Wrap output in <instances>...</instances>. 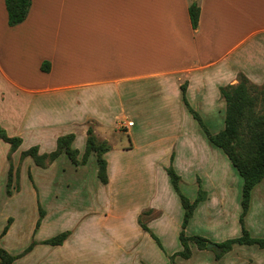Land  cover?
<instances>
[{"label": "crops", "instance_id": "0c3cea01", "mask_svg": "<svg viewBox=\"0 0 264 264\" xmlns=\"http://www.w3.org/2000/svg\"><path fill=\"white\" fill-rule=\"evenodd\" d=\"M194 2L201 9L196 30L189 15ZM44 62L50 63L48 73L41 69ZM240 74L256 84L264 82V0H32L27 19L14 27L8 23L5 0H0V124L22 139L14 155L26 137L40 154L53 152L58 138L67 134H75V145L78 133L87 140L88 123L94 122L95 134L111 146L105 155L108 184L97 178L111 194L123 182L146 179L129 177L131 166L123 155L137 152V166L158 169L162 153L174 151L177 161L180 144L196 151L198 138L181 129L191 114L183 85L191 108L211 121L213 129L208 130L218 134L227 111L220 88L236 85ZM131 114L143 120L141 129L134 131ZM163 115L174 121V134L168 137L172 131L163 129L154 139L145 121L163 120ZM112 120L116 122L109 126ZM129 122L133 125L120 129ZM123 132L128 144L109 140ZM199 132L206 138L201 136V143L223 152ZM71 237L60 246L36 239L33 249L13 264L85 261L88 242L78 247ZM33 242L10 254L22 255ZM236 256L227 264H264V253L250 262ZM138 259L139 264L150 263Z\"/></svg>", "mask_w": 264, "mask_h": 264}, {"label": "rangeland", "instance_id": "374dc122", "mask_svg": "<svg viewBox=\"0 0 264 264\" xmlns=\"http://www.w3.org/2000/svg\"><path fill=\"white\" fill-rule=\"evenodd\" d=\"M251 83L264 86V82ZM163 118L145 121V128L149 132L153 131L150 133L154 139L156 132L173 130L174 121L165 115ZM130 119L136 124L134 131L143 127V120L134 114H131ZM202 121L204 127L212 131L211 121ZM115 122L112 120L108 125ZM88 125L96 128L94 122ZM0 127L6 130L1 124ZM120 129L124 128L120 126ZM181 129L183 132L188 131L190 137L195 135L198 138L196 151L188 144H180L176 152L177 161L171 162L174 151L162 153L158 169L137 166V152L123 155V161L131 166L129 177L143 176L146 179L123 182L112 194L97 181L98 165L94 155L86 163L75 165L66 154H62L55 164L41 168L31 157H28L26 163V158L21 159L22 152L34 146L27 137L25 145L15 155L10 154V144L0 139L1 247L12 254L18 245L35 242L36 239L47 240L70 231L69 238L74 235L71 237L74 239L72 245L82 247L87 241L86 249L90 255L85 256L87 259L83 262L77 257L75 263L70 261L69 264H139V257H143L149 264H211L215 260L219 261L213 264H227L232 261L231 257L236 261V255L248 262L255 259L259 261L258 255L264 251L256 245H236L231 256L225 258L224 254L225 257L217 259L214 250L201 249L190 242L191 258L176 256L172 262L171 256L183 251L179 236L184 209L172 186L167 168L172 167L181 177V192L192 203L199 200L191 223L185 229L186 236L205 238L209 244L242 236L239 222L242 214L241 177L223 152H213L217 150H211L215 148L209 143H201V136H205L199 130H204L193 115L188 113ZM6 133L10 137L17 136L11 127ZM173 134L174 131L170 132L168 137ZM180 138L184 139L183 134ZM109 140L119 144L129 143L125 132L111 136ZM172 142L170 140L167 144ZM85 146V135L78 133L74 148L80 151V161ZM149 178H153V181ZM153 188H156V192ZM88 216L91 217L83 220ZM139 219L160 239L163 249L141 228ZM245 225L253 238H264V180L252 192ZM7 226L11 231L2 236Z\"/></svg>", "mask_w": 264, "mask_h": 264}, {"label": "trees", "instance_id": "16d2710c", "mask_svg": "<svg viewBox=\"0 0 264 264\" xmlns=\"http://www.w3.org/2000/svg\"><path fill=\"white\" fill-rule=\"evenodd\" d=\"M6 9L8 12V23L11 27L18 26L25 22L28 17L32 0H5ZM201 9L198 3H192L189 6V15L193 29H197L200 22ZM43 72H50L51 66L49 62H44L41 67ZM183 101L190 113L196 120L199 121L205 135L210 143L221 149L231 161L233 167L238 172L243 180L242 185V214L239 222L242 228V236L238 238L228 239L218 243L221 254H217L216 258L220 259L224 254L232 251L235 245L253 246L256 245L260 249H264V238H253L246 229L245 217L249 211L252 192L254 188L264 180V86H256L243 74L238 77L236 85H228L220 88L221 98L226 102L227 111L225 119V128L218 134H212L204 127L201 117L190 106L186 97V86H182ZM0 139L4 140L11 146L10 154L16 152L22 144L20 137H10L6 130L0 127ZM75 134H67L61 136L57 140V147L51 153L40 154L37 146L22 152L21 159L31 157L35 164L41 168H47L52 165L62 154H66L70 160L79 165L80 162L86 163L90 156L94 155L97 158L98 178L103 185L108 184V163L105 159L106 153L111 150V146L107 141L100 140L95 134V128L89 125L87 131V140L83 159L80 161L78 156L79 150L74 148ZM174 161V154L171 157V162ZM167 173L170 177L172 186L175 192L180 197L183 209L184 219L182 223V231L179 239L183 247L180 251L171 256L174 262L176 256H181L184 259H190L192 251L190 242L195 243L201 249H208L210 243L205 238L194 236L188 237L185 234V229L194 216L196 207L199 204L197 199L191 202L180 190L181 177L176 171L170 167L167 168ZM30 179L32 176L29 175ZM202 191L200 190V193ZM141 228L149 233L156 241L158 246L163 249L160 239L151 231V229L141 222ZM39 224L37 225L38 228ZM8 226L2 232V236L8 232ZM70 231L63 232L58 236L43 241L42 244L51 246H60L69 238ZM33 242L22 255L13 256L0 245V264H13L16 259L30 252L36 245Z\"/></svg>", "mask_w": 264, "mask_h": 264}, {"label": "water", "instance_id": "95a60500", "mask_svg": "<svg viewBox=\"0 0 264 264\" xmlns=\"http://www.w3.org/2000/svg\"><path fill=\"white\" fill-rule=\"evenodd\" d=\"M208 249L214 250L217 254H221L223 252L222 249L219 248L218 244L215 243L208 244Z\"/></svg>", "mask_w": 264, "mask_h": 264}, {"label": "built area", "instance_id": "2783aa9c", "mask_svg": "<svg viewBox=\"0 0 264 264\" xmlns=\"http://www.w3.org/2000/svg\"><path fill=\"white\" fill-rule=\"evenodd\" d=\"M132 125H133L132 122H129V123H127V124L121 123V127H123V128H125V127H130V126H132Z\"/></svg>", "mask_w": 264, "mask_h": 264}]
</instances>
